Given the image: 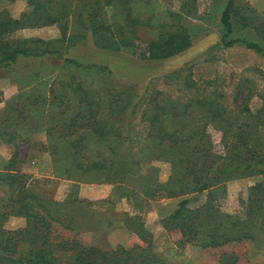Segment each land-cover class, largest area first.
<instances>
[{
  "label": "trees",
  "instance_id": "16d2710c",
  "mask_svg": "<svg viewBox=\"0 0 264 264\" xmlns=\"http://www.w3.org/2000/svg\"><path fill=\"white\" fill-rule=\"evenodd\" d=\"M26 1L29 11L17 18L7 10L0 11V71L12 73L15 64L22 60L30 63L48 59L58 63L61 73L43 92L27 85L5 104L0 117V140L13 147L9 159L0 165V190L6 193L0 198V264H60L57 251L74 253L73 261L66 264L158 261L154 257L150 260L148 255L133 257L134 248L104 251L70 237L67 233L74 230L75 214L64 208L66 213L58 203L28 189L29 175L20 170L26 157L21 156L20 148L23 146L26 155L29 147L38 145L30 140L33 132L43 131L47 143L39 146L49 151L53 162L60 166L57 172L54 168L59 178L80 182L83 175L89 180L109 176L104 181L114 184V176L131 172L138 164L136 160L124 159L121 152L131 131V124L123 122L122 115L142 106V122L147 124L144 155L155 153L171 166V175L160 196L180 197L188 193L196 199L206 193L205 202L195 209L187 207L188 200L180 201L169 218L168 225L180 234L177 244L200 250L221 249L254 241L256 233L264 234V181L250 188L241 212L222 213L218 207L223 181L264 176V104L255 112L248 108L251 95L248 88L241 89L244 83L236 87L241 102L232 109L225 104V93L214 88V81L199 83L192 78V65L163 76V84L176 90V95L152 90L133 103L132 87L117 89L110 84V88L95 90L83 78L94 73L110 76L111 70L66 57L77 40L84 44L90 35L97 48L155 61L186 50L190 35L181 28L160 31L155 40L146 41L140 49L139 28L150 24L131 12L138 0ZM234 6V0H226L216 48L242 44L264 57V48L259 44L229 38L233 33ZM50 26L61 30L59 40L44 42L17 36L21 30ZM162 26L170 25L161 21L159 27ZM69 27L74 29L70 32ZM88 115L92 121L80 125ZM208 126L221 133L219 152L214 149ZM83 128L84 134L70 139ZM85 136L91 137L93 143L85 142ZM11 216L23 217L25 226L6 230L4 221ZM20 244L29 246L26 252L19 250ZM220 252L222 257L225 251Z\"/></svg>",
  "mask_w": 264,
  "mask_h": 264
},
{
  "label": "rangeland",
  "instance_id": "374dc122",
  "mask_svg": "<svg viewBox=\"0 0 264 264\" xmlns=\"http://www.w3.org/2000/svg\"><path fill=\"white\" fill-rule=\"evenodd\" d=\"M138 1L132 5L131 12L139 14L142 20H148L150 24L139 28L138 48L143 49L146 41L155 40L160 31L177 28L190 35V46L168 59L142 60L125 52L97 48L88 35L84 44L77 40L76 46L70 48L66 57L83 64L107 66L111 75L94 73L83 78L86 84L91 83L95 90L110 88V84L117 89L132 87V102L136 103L152 90L176 95V90L163 84V76L184 65H192V78L199 83L214 81V88L225 93V104L230 109L241 102L236 87L242 83V90H250L248 108L252 112L261 108L264 104V57L246 49L242 44L216 48L222 32L220 14L226 6V0ZM234 3L231 12L233 33L229 38L252 41L264 48V0H234ZM1 10H7L17 18L28 12L29 7L26 0H0ZM161 21L170 26L159 27ZM70 27L68 30L72 31L74 28ZM17 36L53 42L61 38V30L58 26L25 29L18 31ZM57 64L48 59L30 63L22 60L15 64L12 73L0 71V117L5 104L27 85H31V90L41 92L48 89L61 73ZM142 109L143 106L122 115L123 122L129 121L131 124V131L128 133L129 142L121 152L124 159L136 160L138 164L131 172L114 176V184L104 181L109 176L89 180V176L83 175L80 182L59 178L54 168L56 170L60 166L53 162L49 151L39 146V143H47L45 133L35 131L30 140L38 145L29 147L26 155L23 146L20 148L21 156H26L20 170L29 175L28 189L58 203L66 213L70 211L75 214L74 230L67 233L70 237L104 251L134 248L133 257L148 255L149 259L154 257L158 260L143 264H264V234L261 233H256L254 241L227 245L221 249L200 250L187 244H177L180 234L168 225L169 218L180 201L188 200L187 207L195 209L205 202L206 193L199 194L196 199L188 193L180 197L160 196L163 193L161 189L166 187L171 175V166L155 153L144 155L147 124L142 122ZM87 117L79 124L90 123L92 116ZM85 130L81 129L70 139L84 134ZM207 132L215 151L219 152L221 133L213 126H208ZM84 140L88 143L94 141L87 136ZM12 152L13 147L4 145L0 140V165L9 159ZM262 181L264 176L223 181L222 195L218 197L220 212H241L250 188ZM5 195L0 190V198ZM24 226V218L20 216H11L4 221L6 230ZM28 248L20 244L19 250L26 252ZM220 251H225L222 257L219 256ZM55 255L59 257L60 264H66L73 261L74 253L57 251Z\"/></svg>",
  "mask_w": 264,
  "mask_h": 264
}]
</instances>
